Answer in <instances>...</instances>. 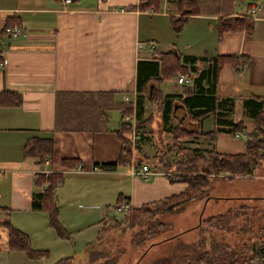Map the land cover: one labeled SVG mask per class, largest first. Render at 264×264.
Wrapping results in <instances>:
<instances>
[{
    "label": "crops",
    "instance_id": "1",
    "mask_svg": "<svg viewBox=\"0 0 264 264\" xmlns=\"http://www.w3.org/2000/svg\"><path fill=\"white\" fill-rule=\"evenodd\" d=\"M197 1V12L183 14L177 0H159L155 8H140L138 0H0V30L10 17L21 31L0 33V91L21 95L18 106H0V264H27L20 250L8 249L1 221L8 218L27 234L36 214L45 216L31 205L32 193L46 185H34L37 173L61 175L53 190L59 222L93 216L97 226L107 223L106 203L115 193L138 207L185 188L147 162L154 151L165 153V160L183 159L171 144L177 129L194 133L177 138L186 147L244 150L255 111L244 100L256 105L264 98V0ZM236 16L252 20V31L219 34L217 20ZM227 55L234 62L224 61L214 82L210 75L194 81L202 59ZM165 59L185 71V82L176 81L180 71L163 76ZM209 80L215 108L199 121L181 99L198 86L208 88ZM162 95L171 101L165 114ZM126 108L134 109L141 139L130 146L128 160L104 168L122 153L116 131ZM213 129L212 136L203 134ZM223 135L242 137L243 150H226L234 144ZM32 136L51 138V152L24 154ZM131 158L151 173L130 174ZM98 192L107 195L93 198ZM74 206L81 213H72Z\"/></svg>",
    "mask_w": 264,
    "mask_h": 264
},
{
    "label": "trees",
    "instance_id": "2",
    "mask_svg": "<svg viewBox=\"0 0 264 264\" xmlns=\"http://www.w3.org/2000/svg\"><path fill=\"white\" fill-rule=\"evenodd\" d=\"M159 0H138V6L140 8L153 7L155 8ZM180 12L195 13L197 12L200 4L197 0H177ZM14 23L13 18L5 19L3 27L0 30L1 34L8 32V29L12 27ZM216 28L221 34L225 30L243 29L245 32L250 33L253 29V22L245 17H223L217 20ZM169 59V58H168ZM163 60L162 72L163 76L174 75L178 73L184 75L185 71L177 64L170 62L169 60ZM204 61V67L200 70L196 79H209L211 76L212 82L215 81L216 71L224 61H233L232 56H215L202 59ZM185 76V75H184ZM208 88H202L198 86L195 91H188L186 95L181 99L183 105L192 113L191 116L196 117L199 121L207 114L213 112L214 97L211 95L209 86L213 83L209 80ZM198 83V82H197ZM169 95H162L159 99L161 103L162 112L170 110L171 101L168 98ZM256 101L253 99L244 100L245 104H253L254 111V126L252 131L248 134V139L245 142V148L241 152H219L213 147L209 149H202L200 147H186L179 141L180 136H189L191 132L177 129L172 136V146L176 147V151L181 153L180 159L167 161L164 159L163 154H160L155 160L157 164H161L163 169L167 171V179L172 181H183L186 183L185 188L176 193L170 194L158 199L144 201L138 207L128 206L126 215L124 217V227L130 228L138 224H141L144 220L151 219V222L146 226L144 230V236L134 241V246H142L144 239L152 238L159 234L160 231L167 228L166 224L156 219L158 214L169 212L180 208L185 203L208 197V190L213 180L218 178L232 180L234 178H250L253 172L261 164H264V98L260 99V103L254 104ZM21 103V95L15 91H0V106H18ZM130 112V108L122 110V115ZM199 124V123H198ZM238 125H233L232 132ZM127 127L121 123L120 128L116 131L117 135L122 139L123 149L120 157L115 162L105 163L101 166L104 168H111L116 163H123L128 160L130 154V145L127 137L122 136L123 131H127ZM216 129L204 132L212 136ZM141 139V137H140ZM137 145V144H136ZM135 145V146H136ZM261 150H260V149ZM51 152V138H41L32 136L25 141L23 145V153L29 155H37L44 157ZM155 162V163H156ZM154 164V163H153ZM61 182V175L57 172L37 173L34 179V185L39 187L42 183H46L44 187L37 190L31 195L32 208L43 210L47 213L48 224L54 230L60 238L69 239V233L60 224L57 216V208L54 202L53 190L55 186ZM123 200L122 197H116V203ZM223 217L222 213L211 214L207 218L203 219L202 223L207 224L210 229H213L217 223L220 222ZM200 221V220H199ZM198 221V222H199ZM2 226L7 231V246L10 250L23 251L28 258H38L46 256V249L32 248L29 242V238L26 233L13 226L8 218H4L1 221ZM201 226V225H200ZM113 227L105 222L101 223L98 230L105 231L106 228ZM200 230H203L200 228ZM98 236H100L98 234ZM254 242H256L264 251V243L261 239L254 238L247 243H241L240 247L230 248L225 244H218L215 239L210 237V247L206 250H202L200 254L192 259L187 260L183 264H264V258L255 259V253L253 252ZM203 240L200 241L201 248L203 247ZM203 249V248H202ZM243 251L248 252L247 256H244ZM238 253L240 255H238ZM254 261V262H253ZM116 256H111L107 251L89 249L87 252L86 264H115ZM53 264H74L73 256H64ZM159 264H171L167 258H161ZM177 264V263H175ZM182 264V263H181Z\"/></svg>",
    "mask_w": 264,
    "mask_h": 264
},
{
    "label": "rangeland",
    "instance_id": "3",
    "mask_svg": "<svg viewBox=\"0 0 264 264\" xmlns=\"http://www.w3.org/2000/svg\"><path fill=\"white\" fill-rule=\"evenodd\" d=\"M222 137L234 144L232 148L226 150H243L242 137L230 135ZM160 154L161 151H154L153 157L147 159V162L157 165L155 160ZM163 156L166 157V154L163 153ZM126 167L129 169L130 165L127 164ZM97 195L102 198L98 200H103L107 192H98L92 197L96 198ZM116 197L115 193L106 203L108 210L106 224L113 227H108L103 232L101 230L98 233L101 224H98L97 228L93 216L82 217L80 221L69 216L64 223L60 222L71 240L57 236L48 224L45 211V216L36 214L39 216L33 219L34 223L26 225L29 242L32 248L46 249L47 254L31 259L20 251L27 264H53L57 259L69 255L73 256L74 264H86L89 249L104 250L111 256H116L115 264H159L161 258H167L171 264H183L200 254L202 250L208 249L211 236L216 243L235 249L239 248L241 243H247L254 238H259L264 243V164L256 168L250 178L213 180L206 199L202 197L192 200L180 208L158 214L156 219L165 223L167 228L152 238L144 239L142 246H134V241L144 236V230L151 219L144 220L134 227H124L127 209L124 211L114 209ZM80 199L82 198H78ZM80 210L82 209L74 206L72 213L77 211L81 213ZM217 213H222L223 217L213 229L202 223L203 219ZM201 240L204 242L203 249L200 246ZM253 252L254 261L264 257L263 249L256 242ZM242 253L244 256L249 254L246 251ZM23 263L22 260L19 262Z\"/></svg>",
    "mask_w": 264,
    "mask_h": 264
},
{
    "label": "built area",
    "instance_id": "4",
    "mask_svg": "<svg viewBox=\"0 0 264 264\" xmlns=\"http://www.w3.org/2000/svg\"><path fill=\"white\" fill-rule=\"evenodd\" d=\"M60 1L63 4L70 0H60ZM250 11H252V9H250ZM8 33L10 36H17L21 33V31L18 27H12L11 29L8 30ZM3 61L4 59L2 58L0 60V66L2 65ZM186 80L187 78L184 75L180 73L177 74L176 81L178 83L185 82ZM121 122L127 127L128 129L126 131L127 137H128L130 146L134 148L136 143L140 140L141 134L143 132L142 129H140L137 126V121L134 115V109H132L127 114H123L121 117ZM127 164L130 165L129 172L132 175H138V176L145 178L148 174L151 173L149 167L146 164L136 163L133 161L132 158L128 161ZM127 208H128V204L125 202L117 203L114 205V209L117 211H124Z\"/></svg>",
    "mask_w": 264,
    "mask_h": 264
}]
</instances>
